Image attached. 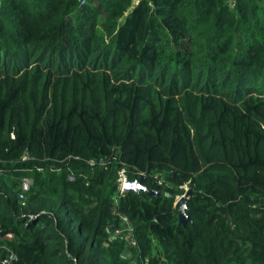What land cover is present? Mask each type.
<instances>
[{"label":"trees","instance_id":"1","mask_svg":"<svg viewBox=\"0 0 264 264\" xmlns=\"http://www.w3.org/2000/svg\"><path fill=\"white\" fill-rule=\"evenodd\" d=\"M122 170L158 195H119ZM41 174L20 200L18 181ZM118 215L136 247L113 236ZM10 255L264 264V0H0V264Z\"/></svg>","mask_w":264,"mask_h":264},{"label":"built area","instance_id":"2","mask_svg":"<svg viewBox=\"0 0 264 264\" xmlns=\"http://www.w3.org/2000/svg\"><path fill=\"white\" fill-rule=\"evenodd\" d=\"M87 0H80L81 4H84ZM143 176V175H141ZM140 176V177H141ZM128 183L125 175H124V171L122 170L119 173V178L117 180V193L119 195L124 194V190H125V186ZM21 193L19 194V199L23 200L24 198V194L27 193L30 189V180L29 179H23L21 182ZM120 221H121V227L119 229H116L113 232V236L114 237H125L127 239V246L134 248L136 247V242L134 240L133 237V227L131 225V222L128 220L127 217L122 216V215H118ZM12 259L13 256L10 255L7 259L6 264H12Z\"/></svg>","mask_w":264,"mask_h":264},{"label":"water","instance_id":"3","mask_svg":"<svg viewBox=\"0 0 264 264\" xmlns=\"http://www.w3.org/2000/svg\"><path fill=\"white\" fill-rule=\"evenodd\" d=\"M145 177L141 176L138 180L135 181H129L126 186H125V193H134V194H139V193H144L148 196L154 197L157 196L158 193L155 191H152L148 188H146L143 185ZM191 197V190H188L185 192L184 196L180 197L178 199L176 206L179 207V214H178V222L182 226H186L187 224L191 223V218L189 215L186 213V203Z\"/></svg>","mask_w":264,"mask_h":264},{"label":"rangeland","instance_id":"4","mask_svg":"<svg viewBox=\"0 0 264 264\" xmlns=\"http://www.w3.org/2000/svg\"><path fill=\"white\" fill-rule=\"evenodd\" d=\"M27 179L30 180V187L34 186L36 182H38L39 185H43V183L45 182L44 174H41V175H40L39 177H37V178H34V177H27ZM18 182H19V187H20V183H21L22 181H18ZM186 191H188V189H187V188H184V194H185ZM184 194L181 195V196H179V197H177V201H178V199H180V197L184 196ZM176 203H177V202H176ZM176 203H175V205H176Z\"/></svg>","mask_w":264,"mask_h":264}]
</instances>
